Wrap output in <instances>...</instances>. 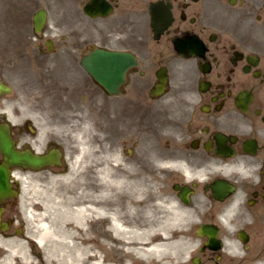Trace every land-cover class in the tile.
I'll return each instance as SVG.
<instances>
[{
    "label": "flooded vegetation",
    "instance_id": "1",
    "mask_svg": "<svg viewBox=\"0 0 264 264\" xmlns=\"http://www.w3.org/2000/svg\"><path fill=\"white\" fill-rule=\"evenodd\" d=\"M65 1L51 37L32 29L10 64H22V86L36 85L38 108L74 100L84 133L61 139L63 126L47 124L51 107L34 118L0 109L16 150L36 155L38 189L87 176L71 175L75 166H113L115 179L133 181L134 222L154 220L157 197L175 201L195 232L196 264H264V0ZM93 51L113 63L105 83L83 66ZM23 172L0 170V238L22 223ZM203 231L219 247H206Z\"/></svg>",
    "mask_w": 264,
    "mask_h": 264
},
{
    "label": "rangeland",
    "instance_id": "2",
    "mask_svg": "<svg viewBox=\"0 0 264 264\" xmlns=\"http://www.w3.org/2000/svg\"><path fill=\"white\" fill-rule=\"evenodd\" d=\"M58 1L59 0H0V28L2 30L0 31V47L2 48L1 45L7 44L2 52L0 51V55L2 53V57L0 58V78L9 82L13 88V92L2 99L0 109H3L6 106L20 117L21 113L26 115L27 112L31 113V111H37V109L43 110L48 114L49 112L47 109L51 107L50 109H52V113H49L51 123L47 124H50L51 126H63V128L59 131V133H62L61 139H70L69 135H71L76 142L80 134L84 133V130H75V124L78 123L79 118L84 119V116L79 115L80 113L77 112L78 107L76 108L75 101H72L73 106H70V108H64L61 107L63 105L60 102L52 101V99H50L45 106L41 105L40 108H38L36 101L32 100L34 95L37 98V95L33 93L36 85L31 84L22 86V64L20 62L10 64V61L13 59L12 56L19 53V47L31 44L33 40L31 31L32 15L34 11L40 7L46 8L48 11V22L43 32V39L45 40L46 38L51 37V34L55 31V3ZM64 3H66L65 0ZM63 22L66 25V22ZM15 29H21V36H17ZM23 89L25 90V93L22 92ZM27 91H31L32 93ZM25 96L27 97V101L24 99ZM51 104L52 106H50ZM31 115L32 118H34L32 113ZM83 125L84 122L82 121L79 126L81 127ZM97 164L98 162H91L84 166L73 167L71 175H76L78 172L82 174L85 170V174L87 173L88 177L86 176L82 178L81 181H76V179H66L65 181L60 180L55 182L51 193L45 192L43 194L44 196L38 190L35 180L31 179L28 175L24 193L26 200L25 208L22 210L21 215L25 226L23 227V232L15 234V237H13L24 244L26 252L29 256L27 258L28 260L25 263L22 262L21 264H68L70 254L69 239L62 234L60 229H66L68 227V221L65 219L62 220L59 216H56V214H58L56 213L57 210L61 207L59 199L79 194L80 191H91V187H89V185L92 184L93 186H96L100 182L98 180L97 171L98 167L102 164ZM121 168H125V166H119L118 170ZM111 172V174L114 173L115 176L119 175L118 172L116 173V170ZM109 184L110 186L107 189V194L109 196L117 197L118 195H124V197L121 198L119 208L122 213L126 212L129 208V203L126 198L127 186H124L121 182L119 183L115 180H112V182L109 181ZM160 187V183L155 184L156 191H158ZM119 191L122 192L120 193ZM155 208L159 213L165 212L168 214L174 210L173 207L170 209L168 206L162 205H156ZM25 211H29L31 213V215L28 216L30 217L29 219H27L28 217H26ZM42 222L47 223L53 230V235L46 238L44 246H41L34 241V238L41 232ZM151 223L155 226H157V224L160 225V222H158L157 219ZM101 226L104 227L105 223H101ZM178 227L184 229L183 225L182 227ZM185 230L188 231L191 238L193 236V231L191 232V230L187 228H185ZM192 238L194 241V237ZM193 250L194 244L189 247V253H186L185 258L181 259V261L188 259ZM1 251L2 250L0 249V254ZM152 262H154L153 259Z\"/></svg>",
    "mask_w": 264,
    "mask_h": 264
},
{
    "label": "bare ground",
    "instance_id": "3",
    "mask_svg": "<svg viewBox=\"0 0 264 264\" xmlns=\"http://www.w3.org/2000/svg\"><path fill=\"white\" fill-rule=\"evenodd\" d=\"M97 173L100 182L96 186L91 185V191L59 199L61 207L56 216L68 221L66 229L60 228L69 239L68 264H183L181 259L189 253L193 239L185 229L178 227L184 221L182 212L175 210L162 215L160 221L157 220L160 225L147 221L141 226L128 218V210L131 212L130 209H134L132 205L126 212H121L119 205L123 196L107 194L111 180L110 166H100ZM20 179L25 182V178ZM132 184L133 181L128 179L129 188ZM164 203L176 206L171 198L156 202L157 205ZM41 228L35 240L44 246L46 238L53 235V230L45 222H42ZM0 243L3 248L0 264H12L13 261L21 264L28 260L25 246L19 240L0 239Z\"/></svg>",
    "mask_w": 264,
    "mask_h": 264
},
{
    "label": "water",
    "instance_id": "4",
    "mask_svg": "<svg viewBox=\"0 0 264 264\" xmlns=\"http://www.w3.org/2000/svg\"><path fill=\"white\" fill-rule=\"evenodd\" d=\"M44 20V13L40 12L35 18V24L36 27H39ZM125 60V59H124ZM86 68L98 79L100 80V67L98 63V57H92L89 62H86ZM11 141L8 138V135L4 132H0V148L4 153H10L11 154V163H20V161L16 158L15 153L13 152L11 146H10Z\"/></svg>",
    "mask_w": 264,
    "mask_h": 264
}]
</instances>
